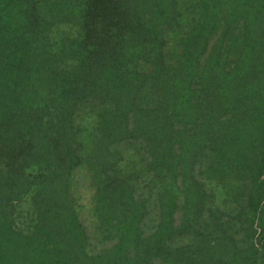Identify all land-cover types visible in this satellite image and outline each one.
<instances>
[{
    "label": "trees",
    "instance_id": "trees-1",
    "mask_svg": "<svg viewBox=\"0 0 264 264\" xmlns=\"http://www.w3.org/2000/svg\"><path fill=\"white\" fill-rule=\"evenodd\" d=\"M0 264H264V0H0Z\"/></svg>",
    "mask_w": 264,
    "mask_h": 264
},
{
    "label": "rangeland",
    "instance_id": "rangeland-1",
    "mask_svg": "<svg viewBox=\"0 0 264 264\" xmlns=\"http://www.w3.org/2000/svg\"><path fill=\"white\" fill-rule=\"evenodd\" d=\"M77 29L71 25H60L55 28L51 34L52 42L60 41L64 34L75 35ZM87 129V128H86ZM89 129V128H88ZM211 187L212 185L209 184ZM216 190V189H215ZM73 192L75 194L77 209L80 213L81 218L86 222L87 225L92 226L95 223L92 206V189L88 186L86 180L79 182L78 177L74 179ZM218 199L221 197L219 195Z\"/></svg>",
    "mask_w": 264,
    "mask_h": 264
}]
</instances>
